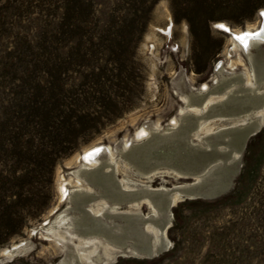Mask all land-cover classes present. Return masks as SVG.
<instances>
[{
    "label": "rangeland",
    "instance_id": "obj_1",
    "mask_svg": "<svg viewBox=\"0 0 264 264\" xmlns=\"http://www.w3.org/2000/svg\"><path fill=\"white\" fill-rule=\"evenodd\" d=\"M262 13L264 0H0V264H264V112L232 187L214 198L179 196L166 231L169 247L154 257L115 246L127 240L136 245L139 224L104 216L105 210L128 209H110L116 205L104 197L87 205L102 223L89 217L80 226L110 236L81 237L75 220L84 216L69 209L68 195L79 186L76 171L86 165L81 154L95 145L104 146L98 164L112 158L129 189L189 184L173 169L142 180L121 151L148 137L152 127L167 132L176 126L174 119L187 110V90L212 86L220 79L217 67L253 73L261 53L250 59L243 44L235 45L216 25L255 27ZM258 49L264 53V44L251 52ZM238 88H231L224 108L238 106ZM205 121L194 145L182 135L158 139L145 155L193 164L201 150L212 148L207 135L239 124ZM141 127L146 137L138 139ZM225 139L211 142L225 150ZM100 173L91 176L97 188L78 176L83 184L76 191L113 195ZM225 174L211 176L206 188L221 186ZM78 197L82 205L85 196ZM129 209L155 213L150 203ZM16 244L22 246L16 255L5 253Z\"/></svg>",
    "mask_w": 264,
    "mask_h": 264
},
{
    "label": "water",
    "instance_id": "obj_2",
    "mask_svg": "<svg viewBox=\"0 0 264 264\" xmlns=\"http://www.w3.org/2000/svg\"><path fill=\"white\" fill-rule=\"evenodd\" d=\"M217 71L220 74V79L215 81L212 86L206 89H194L191 88L187 90L188 105H195L204 110L202 112H191L187 111L179 116V122L176 126H169L167 132H160L159 130L152 129L150 135L144 139H140L130 144L126 150L121 151L122 157L127 161L128 164L136 168V176L142 180H149L154 178L157 171L169 168L176 170L178 176L176 178L191 179L186 181L187 185L184 186H172L169 190H155L153 188H147L146 186H141L138 189L126 190L122 187L120 179L118 177V172L108 159L102 160L96 167L93 168H79L78 174L83 177L89 185L93 187H98L96 183L93 182L91 176L95 171H99L107 176L113 186L114 193L109 195L105 189H101L102 193L94 194L92 192L86 191H74L70 196L72 201V206L69 207L71 210H78L82 212V218H77L75 220L76 231L80 236H99L103 235L105 238L110 236V232L104 233L99 228L97 229H82L80 223L84 218H89L95 221L98 225L102 223L101 216H93L89 213L87 205L94 201L98 197H104L109 204H115L118 209H125L134 202L145 203V198H148L150 202L155 206L159 217L156 215H144L143 213H125V212H109L105 210L103 215L114 220H126L128 218H138L140 231L144 233L146 237L145 243L136 249V253L146 256L154 257L164 250V247L158 246L154 247L152 244V234L145 231L143 228L146 223H151L161 230H167L171 223V216L169 215L172 208L176 205L174 202L173 194L178 191L183 200L193 199V198H214L219 196L226 191H228L239 174L242 166V156L245 152L249 139L256 134L260 128L261 124L258 119L253 118L240 124L239 120L242 117H252L257 109L264 107V92L259 93L258 90L262 89L264 86V75L261 71L256 68L254 69V82L252 92L255 95L254 101L250 104L245 105L239 109H226L227 101L229 97L232 96L230 93L225 100L213 102L207 107H204V101L210 94H218L230 90V84L227 83V79L232 76V72L227 71L223 67H217ZM264 74V73H263ZM236 84L239 85L238 89L248 88L244 83V75L242 72H238ZM222 118L231 122H236L239 124H234L229 128H223L217 132L207 135L205 138L207 143L212 147L211 150H201L202 154L199 159L193 164L189 165H173L168 161H161L154 156H146L143 150L149 146L154 141L158 139H165L168 137H174L182 135L184 142L188 145H194V134L197 132L201 122L210 119ZM233 133H237L239 140L234 144ZM215 137H229V140H223L228 148L225 150L218 149L216 144H213L211 140ZM104 153V150H99ZM237 153V156H235ZM109 166L110 170L106 172L105 167ZM219 171H224L226 174L224 176L223 184L215 189H207L206 183L211 176H216ZM79 195L85 196V200L82 205H79L76 201ZM162 197V201H158ZM116 224V223H115ZM115 246L122 249H127L133 246L128 240L116 243ZM19 252L14 251L13 255ZM67 262V261H66Z\"/></svg>",
    "mask_w": 264,
    "mask_h": 264
},
{
    "label": "bare ground",
    "instance_id": "obj_3",
    "mask_svg": "<svg viewBox=\"0 0 264 264\" xmlns=\"http://www.w3.org/2000/svg\"><path fill=\"white\" fill-rule=\"evenodd\" d=\"M218 25H223L224 26V28H220V27H218ZM216 27H218V28H220V29H223L224 31H226V32H228L229 34H230V36H231V39H232V41L233 42H235V45L238 43H242L243 44V47H244V49L246 50L245 52L250 56V59H254L255 57L254 56H256V54H258L259 52L261 53V54H259L260 56H264V53L262 52V50H260V49H258L257 50V52L254 54L253 52H251V49L253 48V47H257L258 45H260V44H264V35H249V36H247V38H244V39H237V37L238 36H240V37H243V35L245 34V33H250V34H256V33H260L261 32V29L262 28H264V21L262 22V23H260L258 26H255V27H248V28H245V29H239V30H235V29H232L230 26H228L227 24H225V23H217V25H216ZM242 44H240L241 46H242ZM234 45V44H233ZM240 46H238V48H239ZM259 55H257V59H258V67H256L255 65H254V69H256V68H258L260 71H261V73H262V75H264L263 73H264V58H262V57H260ZM254 57V58H253ZM220 65V64H219ZM252 68V71H254V69ZM242 74L244 75V78H246V81H247V83H251V81L253 80V83H254V85L253 86H255V82H254V72L252 73L251 71L250 72H246V73H244V72H242ZM246 74V75H245ZM238 75V73L237 74H232V76L229 78V79H227V83L228 84H230V87L232 88V87H234L235 86V84H236V81H237V78L235 77V76H237ZM245 81V82H246ZM207 86L208 85H206L205 83L202 85V87H201V89H206L207 88ZM246 86V85H245ZM253 86H247L248 88H244V89H240L241 91L240 92H242V95L239 97V104H238V106L236 107V108H233V109H239V108H242V107H244L245 105H247V104H250L251 102H253L255 99H254V94H253V92H252V90L251 89H253ZM231 88H230V90L229 91H225V92H222V93H218V94H210L206 99H205V101H204V107H207L209 104H211V103H213L212 101L216 98L215 96H222L223 97V95H225V94H228V93H230V91H231ZM258 92L259 93H262V92H264V86H263V88L262 89H259L258 90ZM184 96V95H183ZM185 98H186V100H188V95L187 94H185V96H184ZM183 97V98H184ZM184 98V99H185ZM187 102V101H186ZM234 107V106H233ZM184 108H186L187 110L185 111H182V112H187V111H191V112H194V111H197V110H200V109H203V108H200V107H198V106H195V105H186V107H184ZM231 108V107H230ZM192 110H194V111H192ZM199 112V111H198ZM263 112H264V107H262V108H260V109H257L255 112H254V114L252 115V117H242L241 119L242 120H239V122H240V124H244L245 122H247L248 120H250V119H253V118H256V119H258L259 120V122H260V124L262 125V122H263V120H262V118H261V116H262V114H263ZM257 113H258V115H257ZM206 122V121H205ZM175 125L176 124H178V121H177V119H174V122H173ZM202 123H204V122H202ZM202 123H200V125H199V128L198 129H200L201 128V125H202ZM142 128V127H141ZM144 128H142L139 132H138V134H137V136L136 137H138V139H139V137H141V136H143V134H144V130H143ZM152 129H156L155 127H152L151 128V130ZM147 130V129H146ZM157 130V129H156ZM149 131V130H148ZM147 132V131H146ZM149 133V132H148ZM234 135H233V138L235 139V141H236V143L238 142V140H239V136L237 135V133H233ZM145 135V137H146V134H144ZM196 135V134H195ZM178 137V136H177ZM141 138H143V137H141ZM100 145H95L94 147H91V148H87L82 154H81V158L83 159V160H85V164L86 165H83L82 167H85V168H91V166H94V165H96V164H98V159H97V157H96V154H97V152L99 151V149H100ZM104 147V146H103ZM103 147H101V149L103 148ZM235 156H237V153H235ZM112 164H113V160H112V158H111V161H110ZM115 166H116V163H115ZM81 167V168H82ZM107 167H109V166H107ZM116 169H117V167H115ZM167 169H169V168H166V169H163V170H160V171H157V174L155 175V176H158V175H160L161 173H163V172H166V170ZM79 170V169H78ZM77 170V171H78ZM110 170V167L106 170V171H109ZM76 171V174L78 175V176H80L79 174H78V172ZM167 172H170V171H167ZM101 175H102V173H100ZM179 175V174H178ZM178 175H176V176H178ZM77 176V182H78V185L79 186H81L82 187V179H81V177L79 178ZM175 176V177H176ZM95 177V176H94ZM153 178H150L149 180H152ZM120 183H121V185H122V187L124 188V189H126V190H134V189H129V187L128 186H126V185H124L123 183H122V181L120 180ZM190 184V183H189ZM187 185V184H186ZM77 187L76 189H74V190H72V192H74V191H76V190H81L82 188L81 187ZM174 186H176V185H174ZM178 186V185H177ZM179 186H184V185H179ZM111 187H112V185H111ZM147 188H152V187H150V186H146ZM153 189H155V190H169L170 189V187L168 186V188L167 189H165V188H162V189H156V188H153ZM111 190V189H110ZM91 191V190H90ZM68 195H72L71 194V192H69L68 193ZM179 196H181V198H182V195L178 192V191H175L174 192V194H173V197H174V202H177L178 200H179ZM79 198V197H78ZM80 199V198H79ZM182 200H183V198H182ZM104 203V202H103ZM145 203H150V204H152L151 202H150V200L148 199V198H145ZM109 204V203H108ZM176 204V203H175ZM106 205V204H105ZM140 205H141V203H138V202H134L133 204H131L130 206H128V209H127V211H117V212H125V213H139V212H132V211H130V209L129 208H139L140 207ZM113 206H114V204H113ZM152 206H153V208H155V206L152 204ZM93 208H95V205L94 206H92ZM105 207V206H104ZM90 209H91V207H90ZM110 209H117L118 210V207L117 206H115V207H113V208H110ZM93 210V209H92ZM95 210V209H94ZM96 210H98L99 211V209H96ZM101 210V209H100ZM155 210V213L154 214H151V215H156L157 214V209L155 208L154 209ZM115 211V210H114ZM95 212V211H94ZM100 212V211H99ZM98 212V213H99ZM94 214H96V213H94ZM169 215L171 216L170 218L172 219V212L170 211V213H169ZM88 218V217H87ZM61 219V218H60ZM65 219V218H64ZM132 221H134V222H136L137 224H140L139 223V219L138 218H135V217H132ZM126 221H127V219H126ZM125 221V222H126ZM131 221V220H130ZM133 222V223H134ZM127 223H128V221H127ZM136 223H134V224H136ZM130 224V223H129ZM170 225H171V223H170ZM140 226V225H139ZM89 228V227H88ZM90 229H91V227H90ZM145 231H147L148 233H151L153 236H152V244H153V246L154 247H158V246H161V247H164V250H166V249H168V247H169V244H168V242H167V239H168V236H167V234H166V231L167 230H161L160 228H158V227H156L155 225H153V224H151V223H146L145 224V226H144V228H143ZM92 230V229H91ZM139 230H140V228H139ZM60 234V233H59ZM75 234V233H74ZM66 236V235H65ZM82 237V236H81ZM85 237V236H84ZM87 237V236H86ZM100 238V237H99ZM135 238H136V245H134V246H130V247H128L127 249H122V250H124V251H135L136 252V249L138 248V247H141L144 243H145V241H146V237L144 236V233L142 232V231H139L137 234H136V236H135ZM85 239V238H84ZM87 239V238H86ZM96 239V238H95ZM98 239V238H97ZM123 239V238H122ZM91 240H92V237H91ZM90 240V241H91ZM100 240H103V239H100ZM112 240H114V239H112ZM83 242H85L84 240H82ZM89 241V240H88ZM107 241H108V239H107ZM110 242V241H109ZM21 243V242H20ZM104 243V242H103ZM22 244V243H21ZM20 244H16V245H14L12 248H10L9 250H6L5 251V253H8V254H10V255H13V253H14V251H17L18 249H20L22 246L20 245ZM163 250V251H164Z\"/></svg>",
    "mask_w": 264,
    "mask_h": 264
},
{
    "label": "snow or ice",
    "instance_id": "obj_4",
    "mask_svg": "<svg viewBox=\"0 0 264 264\" xmlns=\"http://www.w3.org/2000/svg\"><path fill=\"white\" fill-rule=\"evenodd\" d=\"M261 15H264V13H262ZM218 27L224 28L223 25H218ZM249 35H264V28L261 29L260 33H256V34L245 33L243 35V37L238 36L237 39H244V38H247V36H249Z\"/></svg>",
    "mask_w": 264,
    "mask_h": 264
}]
</instances>
